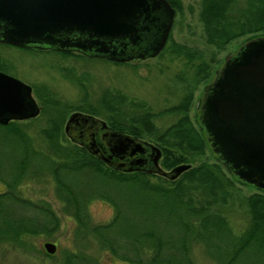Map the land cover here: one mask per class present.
Listing matches in <instances>:
<instances>
[{
  "label": "trees",
  "instance_id": "trees-1",
  "mask_svg": "<svg viewBox=\"0 0 264 264\" xmlns=\"http://www.w3.org/2000/svg\"><path fill=\"white\" fill-rule=\"evenodd\" d=\"M170 3L176 11L181 9L180 0ZM201 19L208 45L223 50L246 36H264V0H203ZM169 40L176 59L184 58L192 65L201 57L199 51L177 44L171 36ZM197 68L201 80L211 77L209 64L202 62ZM101 97L96 105L85 100L74 109L103 118L121 134L138 139L150 136V143L163 152L160 164L166 171L184 164L191 169L172 181L156 174L110 168L85 148L61 139L64 121L60 116H52L42 130L49 154L33 147L31 138L20 128L22 122L0 124V147L2 144L11 151L0 165V181L7 187L0 192V241L23 249L30 240L51 238L58 230L60 221L51 204L24 198L17 190V181L26 182L22 175L35 163V173L46 171L56 182L60 197L67 202L66 211L77 220V236L85 233L93 237L102 251L122 264H196L194 244H203L216 264H264V192L243 198L249 211L248 226L235 233L224 209L238 192L237 180L221 162L195 165L210 145L198 120L201 132L189 117L192 96L168 111L181 117L164 129L155 124L157 115L145 103L130 101L111 90ZM127 107L149 110L130 116ZM94 200L112 206L113 218L108 223L92 221L88 206ZM65 254V264H102L99 258L77 250Z\"/></svg>",
  "mask_w": 264,
  "mask_h": 264
},
{
  "label": "water",
  "instance_id": "water-1",
  "mask_svg": "<svg viewBox=\"0 0 264 264\" xmlns=\"http://www.w3.org/2000/svg\"><path fill=\"white\" fill-rule=\"evenodd\" d=\"M175 15L168 0H0V43L128 63L161 54ZM40 113L33 88L0 71V124L28 121ZM198 122L234 178L264 192V36L225 58L204 88ZM66 134L118 171L174 181L192 167L166 171L158 146L83 113L72 115ZM44 249L54 255L57 245L49 242Z\"/></svg>",
  "mask_w": 264,
  "mask_h": 264
},
{
  "label": "rangeland",
  "instance_id": "rangeland-1",
  "mask_svg": "<svg viewBox=\"0 0 264 264\" xmlns=\"http://www.w3.org/2000/svg\"><path fill=\"white\" fill-rule=\"evenodd\" d=\"M168 2L170 3L171 0ZM180 2L181 9L176 11L170 36L177 44L200 52L201 57L192 65L184 58L174 57L169 45L170 40L168 47L159 56L129 63L91 59L81 54L66 56L60 54L61 52L21 49L0 43V67L29 84L41 107V113L37 118L18 121L22 122L19 124L20 128L31 138L33 147L39 152L51 153L42 130L52 116H60L64 121L61 139L65 142L68 140L66 143L72 142L67 137L66 126L72 115L76 113L93 116L108 125L101 117L74 109L85 100L89 104L96 105L106 90L120 92L130 101L145 103L150 108V112L157 115L154 122L159 129L169 127L181 117L168 111L179 106L190 95L192 101L188 114L194 126L201 132L197 120L206 84L211 82L214 73L224 64L228 55L236 53L244 43L256 36H246L231 42L223 50H216L208 45L206 40L205 27L201 19L203 0H180ZM202 62L211 66L212 73L211 77L204 81L197 75V66ZM79 83L83 84L84 90ZM37 95L43 99H38ZM41 102L45 103V107ZM143 109L127 107L125 111H129L131 116ZM127 120L130 122V119ZM141 140L151 142L150 136H145ZM10 153L11 151L1 144V166ZM204 162L220 164L209 147L206 148L204 155L197 157L195 165ZM30 166L31 170L22 175V180L26 182L17 181V190L24 198L32 199L37 203L51 204L52 210L59 218V227L53 237L39 236L30 240L29 246L23 249L0 241V264H65V253L72 250L99 258L102 264H122L102 251L93 237L85 233L77 236L79 227L77 220L66 211L67 202L60 197L57 184L50 173L46 171L35 173L32 170L36 166L35 163H31ZM222 168L231 176L225 166L222 165ZM236 185L238 192L224 210L233 231L240 233L248 226L249 221V211L243 198L261 191L237 181ZM103 190L105 191L106 187H103ZM4 191H7L6 183L0 181V192ZM88 211L96 224L108 223L114 213L112 206L103 200L92 201ZM49 242L57 245V252L54 255L48 254L44 249V245ZM193 259L196 264H216L206 253L203 244L193 245Z\"/></svg>",
  "mask_w": 264,
  "mask_h": 264
},
{
  "label": "flooded vegetation",
  "instance_id": "flooded-vegetation-1",
  "mask_svg": "<svg viewBox=\"0 0 264 264\" xmlns=\"http://www.w3.org/2000/svg\"><path fill=\"white\" fill-rule=\"evenodd\" d=\"M172 6V5H171ZM171 35V34H170ZM168 42H169V40H168ZM27 49H33V50H42V51H52V52H59V51H55V50H52V49H38V48H27ZM63 53H65V52H63ZM69 53H73V54H81V53H77V52H69ZM81 55H84V54H81ZM86 56V55H85ZM88 57V56H87ZM90 58V57H89ZM91 59H94V58H91ZM95 59H100V58H95ZM135 60H137V61H139L140 59H135ZM135 60H132V61H135ZM132 61H130V62H132ZM0 71H2V72H4V73H6V74H8V75H11V76H13V77H15V78H17V79H19L18 77H16V76H14V75H12V74H10L9 72H7V71H5L3 68H1L0 67ZM213 79V78H212ZM19 80H21V79H19ZM21 81H23V80H21ZM212 81V80H211ZM24 82V81H23ZM24 83H26V82H24ZM210 83V82H209ZM27 84V83H26ZM29 85V84H28ZM206 85H208V84H206ZM206 87V86H205ZM204 91V90H203ZM202 96H203V94H202ZM201 103H202V98H201Z\"/></svg>",
  "mask_w": 264,
  "mask_h": 264
}]
</instances>
